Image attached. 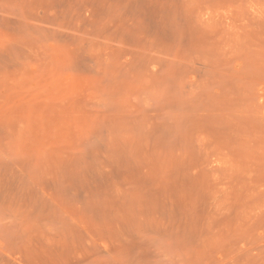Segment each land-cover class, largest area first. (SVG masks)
I'll return each mask as SVG.
<instances>
[{"label": "rangeland", "instance_id": "obj_1", "mask_svg": "<svg viewBox=\"0 0 264 264\" xmlns=\"http://www.w3.org/2000/svg\"><path fill=\"white\" fill-rule=\"evenodd\" d=\"M0 264H264V0H0Z\"/></svg>", "mask_w": 264, "mask_h": 264}]
</instances>
